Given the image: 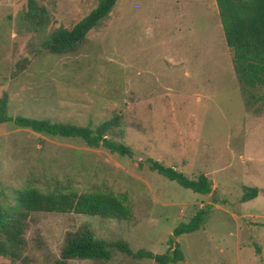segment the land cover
Here are the masks:
<instances>
[{
  "label": "rangeland",
  "instance_id": "rangeland-1",
  "mask_svg": "<svg viewBox=\"0 0 264 264\" xmlns=\"http://www.w3.org/2000/svg\"><path fill=\"white\" fill-rule=\"evenodd\" d=\"M97 1L35 0L47 21L34 30L20 21L26 0H0V98L11 118L91 127L110 121L107 137L131 155L6 122L0 195L5 205L24 186L100 191L125 195L130 215L32 213L21 259L0 257V264H54L65 236L84 225L106 243L162 255L172 230L199 210L205 224L175 238L183 260L171 264H264V111L243 105L214 0H117L74 52L42 49L48 34L69 30ZM148 159L187 179L205 176L210 193L166 180ZM242 187L257 196L240 202ZM68 264L154 262L114 251L106 262Z\"/></svg>",
  "mask_w": 264,
  "mask_h": 264
},
{
  "label": "trees",
  "instance_id": "trees-1",
  "mask_svg": "<svg viewBox=\"0 0 264 264\" xmlns=\"http://www.w3.org/2000/svg\"><path fill=\"white\" fill-rule=\"evenodd\" d=\"M117 0H98L96 6L76 22L69 30L56 29L44 39L42 49L52 55L74 52L86 34L105 20ZM225 46L231 53V68L247 108L260 104L264 111V0H214ZM20 21L32 29H43L46 25L44 9L37 7L35 0H26V10ZM6 100L0 98V124L12 122L34 133L62 139H77L90 148L103 147L119 156H130V149L107 137L114 123L107 121L94 127L72 123L52 122L24 116L13 118L6 115ZM114 127V126H113ZM148 169L179 187L198 195L211 191L209 180L199 175L195 180L187 179L171 167L148 159ZM240 202L257 196L255 188L242 187ZM0 195V257L10 261L21 259L25 248V220L32 213L75 214L100 217L110 220L126 219L130 208L125 195L92 191L77 192L54 188L42 191L33 186H24L12 192L11 203ZM206 222V213L199 210L186 223H179L168 238V248L162 255L138 250L131 252L126 243H106L96 239L87 225L65 236L58 258L54 264H68L71 260L106 262L112 252L117 251L137 259H149L154 264L182 262L183 255L175 238L197 231ZM258 251V250H256Z\"/></svg>",
  "mask_w": 264,
  "mask_h": 264
},
{
  "label": "water",
  "instance_id": "water-1",
  "mask_svg": "<svg viewBox=\"0 0 264 264\" xmlns=\"http://www.w3.org/2000/svg\"><path fill=\"white\" fill-rule=\"evenodd\" d=\"M213 197V192L211 193V198Z\"/></svg>",
  "mask_w": 264,
  "mask_h": 264
}]
</instances>
